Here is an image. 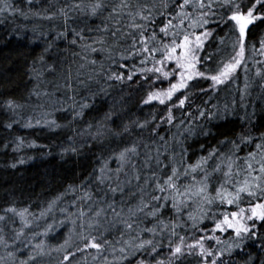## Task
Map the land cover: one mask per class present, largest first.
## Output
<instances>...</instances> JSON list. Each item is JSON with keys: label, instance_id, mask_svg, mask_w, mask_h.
<instances>
[{"label": "snow or ice", "instance_id": "1", "mask_svg": "<svg viewBox=\"0 0 264 264\" xmlns=\"http://www.w3.org/2000/svg\"><path fill=\"white\" fill-rule=\"evenodd\" d=\"M17 19L34 22V37L45 40L29 66L30 79L57 72V63L48 59L59 42H67L71 63L54 92L37 90L39 84L33 89L29 100L35 95L36 108L43 109L38 116L25 118V105L3 101L0 107L9 116L3 126L67 129L62 159L97 147L100 152L98 166L86 178L43 201L38 212L15 202L0 208V247L6 252L0 264H43L53 251L63 253L58 264H72L78 255V264H88L89 256L92 264H264V132L252 133L255 112L242 117L249 127L238 135L215 146L201 144L194 162L188 145L190 138L211 135L201 121L226 119L236 107L246 110L244 102L254 91L264 103V61L255 59L264 56V36L258 47L255 42L249 47L253 28L264 24V0H0V23ZM212 24L228 29L220 46L231 39V53L216 70L206 71L205 62L214 59L204 55L215 38ZM240 69L245 76L239 102L209 109V91L235 83ZM201 81H210L208 88ZM133 84L147 87L142 106L157 102L162 107L125 123L116 110L125 100L121 96L95 123L73 127L92 106L89 99ZM61 91L51 111L39 103L42 96L51 100ZM203 96L208 99L197 104ZM55 112L71 118L60 124ZM24 143L17 137L13 150ZM17 163L25 160L10 167ZM69 194L71 200L61 206ZM40 221L46 227L33 231ZM69 224L56 248L38 240ZM250 242L255 252L246 251Z\"/></svg>", "mask_w": 264, "mask_h": 264}, {"label": "trees", "instance_id": "2", "mask_svg": "<svg viewBox=\"0 0 264 264\" xmlns=\"http://www.w3.org/2000/svg\"><path fill=\"white\" fill-rule=\"evenodd\" d=\"M41 6L42 4L37 5V7ZM33 23L20 19H17L15 22L7 20L0 23V105L9 98L15 99L18 103L25 105V108L22 110L25 118L28 116H38L43 111V109L36 108L37 98L35 95H32L29 100L33 89L39 84V89L37 90L48 89L54 92V83H62L60 79L62 71L67 68L68 63H71V50L68 48L67 42H59V48L54 47L48 59V63H52L53 61L57 63V72L51 75L45 73L39 81L29 78V66L45 47L44 39H36L34 37L31 31ZM42 23L45 24V31H47V22ZM210 27L215 29V38L208 43L204 55L213 54L214 59L205 62L203 68L206 71L216 70L220 60L226 58L231 53V39L227 40L226 47L220 46V38L226 37L228 29L223 26L217 27L215 24L210 25ZM17 28H19V31H17ZM252 31L253 34L249 37V47L253 42L258 47L260 38L264 36V24H259ZM246 55L252 57L253 54L249 51ZM65 58H67V63L64 62ZM255 59L264 61V56L256 55ZM249 67L251 68L249 77L254 78L255 67H252L251 59H249ZM238 76V80L227 88L221 86L219 91H209V96L212 97L208 104L209 109H212V105H219L223 109L224 104L228 103L231 105L233 99L239 102L240 96L238 90L244 88L245 73L243 69L239 70ZM201 84L205 88H208L210 81H201ZM146 94V86L137 89V85L133 84L130 88L125 87L123 92L120 91L119 87H116L111 90V95L108 97H98L95 101L89 99V103L92 106L85 110L83 118L74 124L73 127L83 128L87 126L88 122L95 123L109 110L113 99L120 100L121 96L125 97V100L116 105V110L119 112L123 122L127 123L128 120H135L137 118L143 120L148 116L149 112L158 111L162 107L157 102H153L152 105L142 106V101L146 97ZM83 95L88 96V93L84 92ZM58 96H62V91L55 93L51 100L42 96L39 103L47 105L48 110L51 111V105L55 103ZM77 99L79 100L80 97L78 96ZM206 99L208 97L203 96L196 103L201 104ZM246 100L250 102L248 114L255 112V115H251V121L255 124L252 133L253 135H259L261 132H264V103L257 99L255 91ZM253 104L255 107H253ZM193 108H195V105H193ZM238 108L236 107L235 110ZM212 110L215 111V109ZM176 115L179 116L180 113L177 112ZM230 116L231 114L226 119H214L210 122L201 121L206 130L210 131L211 135L207 137L199 135L189 139L188 145H190L193 162L201 154V144L215 146L219 140L225 137L231 138L238 135L242 127H249L244 122L236 130L235 123L231 120ZM8 118L9 116L6 111L0 107V208L15 202L17 207L31 206L32 211L38 212L43 201L49 200L58 193L63 192L68 184H79L82 179L88 176L93 168L98 166L99 147L93 149L91 152L85 150L80 156L69 155L63 159L61 158V148L67 146V135L70 134L67 129L50 130L47 127L40 126L26 128L22 124H14L13 128L7 129L3 125L7 122ZM54 118L60 124H66L71 116L69 113L55 112ZM120 122V120H117V123ZM17 137L24 138L25 143L19 150L14 151ZM33 142L36 146L29 147L28 145ZM5 143H8L10 146L5 148ZM246 152L247 149L241 152V155H245ZM21 158L25 160L24 164L17 163L16 168L10 167L12 163L17 162ZM110 166L113 169L116 167L114 163ZM70 200L71 195L69 194L61 206H65ZM55 216L57 219L62 218L58 210ZM48 222L50 223L51 219ZM39 224L40 227L34 226L32 230L37 232L43 231L44 227H46L44 221H40ZM69 228V226L60 228L59 230L56 228L54 232L50 233L47 239L51 246H53V240H55V244L59 241V243H63L68 235ZM73 240H76L75 236H73ZM246 251L255 252V245L250 242ZM59 258L57 253H53L51 257L44 258L43 264H58ZM234 259L238 260L239 257H234ZM80 260L81 258L78 257L72 261V264H78Z\"/></svg>", "mask_w": 264, "mask_h": 264}, {"label": "rangeland", "instance_id": "3", "mask_svg": "<svg viewBox=\"0 0 264 264\" xmlns=\"http://www.w3.org/2000/svg\"><path fill=\"white\" fill-rule=\"evenodd\" d=\"M166 86V85H165ZM246 105H247V108H246V110H245V108H242V107H239L237 110H235V114H231V116H230V118H231V120L235 123V126H236V130H238L239 128H240V126H242L243 124H244V120H242V117H244L245 116V114H246V112L248 113V109H249V104H250V102L248 101V100H246V102H244ZM17 226H19V224L17 223ZM67 226H69V227H71V225L69 224V225H67ZM66 226V227H67ZM58 230L60 229L59 227L57 228ZM40 232H42V231H40ZM57 238H59V237H57ZM39 239H44L45 240V242H46V244L48 245V247L50 248V249H54V248H56V246L57 245H60V244H62V243H59V242H57L56 244L54 243V241L55 240H53L52 242V244H53V246H51V244H50V242L48 241V239H47V237H38V240ZM38 242V241H37ZM72 250H74V249H72ZM53 253H57L58 254V257H60L59 259H62V255H63V253L62 252H56V251H53L52 252V254ZM27 253H25V255H26ZM51 254V255H52ZM0 256H6V252H5V250L2 248V247H0ZM78 257H80V256H77V258ZM88 261L90 262H88V264H92V262H91V257L89 256V258H88Z\"/></svg>", "mask_w": 264, "mask_h": 264}]
</instances>
